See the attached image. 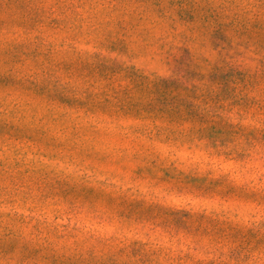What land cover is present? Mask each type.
<instances>
[{
	"label": "rangeland",
	"instance_id": "1",
	"mask_svg": "<svg viewBox=\"0 0 264 264\" xmlns=\"http://www.w3.org/2000/svg\"><path fill=\"white\" fill-rule=\"evenodd\" d=\"M0 264H264V0H0Z\"/></svg>",
	"mask_w": 264,
	"mask_h": 264
}]
</instances>
